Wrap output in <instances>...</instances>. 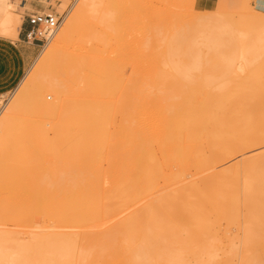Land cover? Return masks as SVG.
<instances>
[{"label": "rangeland", "instance_id": "1", "mask_svg": "<svg viewBox=\"0 0 264 264\" xmlns=\"http://www.w3.org/2000/svg\"><path fill=\"white\" fill-rule=\"evenodd\" d=\"M119 1L125 0H116ZM126 1L127 12L131 19V31L124 38V42L128 40L131 43L129 54L134 59L128 65L123 64L120 72L124 78L131 75L133 88L142 89L146 80L144 76L148 75L149 79L150 73L148 74L145 64L141 62L142 56L146 55L159 58V72L162 74V86L165 88L186 87L189 90L201 91L209 88L213 90L210 98L214 103L222 100L227 92L232 91L235 92V99L226 103L225 110L218 111V121L215 124L209 122L208 129L198 131L193 139L194 151L188 165L171 163L163 167L158 189L150 196H140L129 201L126 206L108 216L103 222L89 217L67 215L55 207H59L55 203H60L66 197V191L60 188L59 193L54 192L51 189L52 181L38 176L26 163V154L33 150L34 146L44 139L53 140L56 137L52 117L42 112L40 104L33 101L32 90H36L41 82L49 78L67 81L69 69L67 63L70 55L72 53L74 55L78 45L89 44L76 35L72 41L62 38L66 23L82 0H41L40 5L46 9V14L62 16L64 23L26 72L23 84L18 86L21 89L17 87L15 91L5 94L10 99L0 115V157L7 154L8 161L17 164L23 174L24 183L32 185L31 191L33 190L36 195L33 198L28 197L27 190L7 186L13 170L0 165V264H147L143 263L142 258L145 256L142 255V248L149 244L150 236L146 227L154 219L149 220L141 213L142 204L147 198L150 200L162 198L171 191L178 192L180 202L186 199L193 200L195 217L201 219L205 227H209L206 228L207 230L204 229L206 233L201 236V232L196 227V218L190 211L184 209H180L178 220L170 216L165 219L163 226L174 231L173 238L177 241L193 235L198 236L199 231L200 236L193 238L191 244L193 249L201 251L195 255L185 254V259L188 258L185 262L191 264L197 261L192 264H203L202 261L206 258L208 261L205 259L204 264L209 262V264L220 262V264H239L241 256V264H264V140H261L264 134V1H258L256 4L254 0H224L216 8L209 10L197 8L195 0ZM16 2L14 6L21 14V2L19 0ZM10 5L13 3L7 0L6 8L8 9ZM114 12L117 18L120 12L116 7ZM218 13L227 14L228 20L224 18L227 21L220 24L224 19L217 20ZM84 19L85 23L94 21L88 16ZM213 19L217 23L220 19L219 24L222 27L219 24L218 26L221 29L225 26L222 30L224 34L219 32L217 23L213 24ZM200 28L207 32L211 29V33L220 35L219 37L228 43L231 42L229 39L242 38L241 48L245 46L247 51L245 49L241 53L245 57L248 56L250 63L247 62V58L245 61L241 60L240 64H245L246 67L239 75L223 76L220 71L215 70L207 61V57L213 55L204 45L200 46L204 56L202 68L200 71L192 70L193 80L190 79L191 76H186L188 79L186 80L185 75L175 71L170 61L172 57L170 52L175 47L172 43L173 38L175 35L190 38ZM228 30L230 32L234 30L236 35L234 31L233 34H226ZM91 43L100 48V53L109 52V55L115 59L122 57L118 52V49L120 48L121 51L122 48L120 41H109L106 45L98 40H91ZM175 59L178 61L177 57ZM135 62L137 65L134 64ZM207 76H213L215 82L212 86H206L204 83ZM148 79L146 82L150 81ZM243 81H246L245 85L242 84ZM29 82L32 89L28 93L30 95L19 101V95ZM225 83L228 84L224 85ZM123 96L120 87L106 96V102L114 105L112 122L108 134L98 139L97 148L89 157L92 168L96 172L99 171L94 172L93 176L97 177L102 187H106L105 184L108 183L105 178L108 172L117 174L119 180L126 185L131 182L134 175L130 168L136 161L138 152L132 153V142L125 127L127 119L134 111L133 108L122 103ZM42 98L46 102H52L55 97L52 93H45ZM131 99L132 103L141 102L139 96ZM233 119H237L235 126L241 137H251L255 142L227 153L223 151L221 145L215 144L213 131L231 130L235 127L231 125ZM25 126H30L35 131L41 128L43 135L37 131L27 133L24 130ZM65 127L68 129L69 139L73 140L75 126L67 123ZM63 151L66 157L60 174L54 179L55 186L61 184L65 186L71 178L70 173L77 171L80 161L85 158L81 152L72 148L66 147ZM38 157L44 167L51 166L55 162L54 155L50 151H40ZM177 173L182 174L180 180L175 179ZM89 189L87 188L85 197L95 194V188L91 191ZM29 202H37V205L31 207ZM167 211L171 212L172 209L168 208ZM234 217L237 220H234ZM207 219H211L213 223H206ZM155 231L157 233L158 229ZM230 234L234 237L236 234L238 239L232 238L234 242L231 243ZM64 243H71L74 247V260L66 263L59 258L57 250L65 247ZM213 246L217 250L212 248ZM158 247H161V244H158ZM219 249L224 250L222 251L224 254L221 255ZM83 256L86 258L84 262L81 260ZM218 257H221L220 261ZM156 264L170 263L156 262Z\"/></svg>", "mask_w": 264, "mask_h": 264}, {"label": "bare ground", "instance_id": "2", "mask_svg": "<svg viewBox=\"0 0 264 264\" xmlns=\"http://www.w3.org/2000/svg\"><path fill=\"white\" fill-rule=\"evenodd\" d=\"M115 2L116 0H82L76 12L66 23L62 38L66 41H72L76 35L80 40L89 45H78V49L76 46L75 49L77 51L74 52V55L73 53L70 55V60L67 63V66H69L67 81H57L55 78H49L41 82L36 90L30 89L31 84L29 82L18 98L19 101L27 98L30 95L28 93L32 90L33 101H37L40 104L42 112L52 117L53 129L56 134L55 139H44L40 141L34 146L33 150L26 154V163L38 176L52 181L51 189L54 192L57 191L59 193L60 188L66 191V197L60 203H55L59 206L55 207L67 215L89 217L101 222L105 221L108 216L118 212L129 201L140 196L148 197L156 191L165 165L171 163L188 165L192 160L191 155L194 151L193 139L197 136L198 131L200 129H208L209 122L215 124L218 121V111L225 110L227 107L226 103L232 102L235 99V92L232 91L227 92L222 100L214 103L210 98L213 90L209 88L202 91L189 90L186 87L181 89H177L176 87L165 88L162 86V74L159 72V58L146 55L142 56L141 62L143 65L145 64L144 66L148 74L150 73L149 79L148 75L144 77L150 81L146 82L145 80L142 89L133 88L130 80L131 75L124 78L120 72L123 64L128 65L134 59L129 54L131 51V43L126 40L127 38L124 42V38L131 31V19L127 12V1ZM115 7L120 12L117 18L114 16ZM85 16L92 18L94 21L85 23ZM213 17L215 19V16ZM241 17L243 18V16ZM216 18L217 20L218 18H226L228 20V15L218 13ZM226 19L221 20V23L220 19L218 23H213H217V27L220 29L219 32L223 34L224 31L222 30L225 29V26L221 29L220 27L222 25L220 24L227 21ZM19 24L20 16L10 12L0 25V33L16 37ZM214 29H216V26ZM210 31L212 30L210 29ZM210 31H203L200 28L190 38L180 37V35H175L173 38L172 43L175 44V47L170 52L172 56L170 61L177 73L181 72L183 76L185 75V78L183 77L184 79L187 78L186 76H191L190 79L193 80L194 75L191 73L192 70H201L204 59L202 50L200 49L202 45L207 47L209 53L213 55L212 57H207V61L215 70L220 71L223 76H229L231 74L239 75L244 67H246L244 66L245 64H240L241 60L245 61L248 57H245L241 53L246 49L245 46L241 48V36H238L241 38L240 40L229 39L231 42L228 43L220 38V35L217 36L216 33H211ZM233 31L230 32L228 30L225 33L231 34ZM91 40L104 42V45L109 41H120L122 48L121 51L119 48L118 52L121 53L120 55L122 57L119 56L121 59L112 58L109 52L106 54L100 53V48L94 44L92 45ZM232 41L235 43H232ZM259 45L261 44L259 43ZM175 57L178 58V61ZM186 57H189L187 59L189 62L184 60ZM247 59V62L250 63L249 58ZM215 60L219 62L215 63ZM136 61L138 63V60ZM141 68L143 69L144 67ZM150 78L153 79L151 80ZM190 79L189 81L193 82ZM69 81L70 84H68ZM23 82L24 80L21 84ZM84 82L87 83L82 85ZM214 82L213 76H207L204 79L206 86H212ZM227 84L225 83L224 85ZM242 84L245 85L246 81H243ZM118 87L122 89V96L123 93L125 94L121 99L122 103L127 107L133 108L134 111L130 115V118L127 119L125 127L132 142V153L138 152V156L136 157V161L131 164L130 169L134 175L129 184L126 185L120 181L117 174L108 172L105 176L108 183L105 184L106 187H102L99 181H97V177L93 176L96 171L92 168L89 157L95 152L99 142L98 139L108 134L112 122L111 117L114 112V105L106 102V96L112 94ZM45 93H52L55 97L54 100L52 102L44 101L42 97ZM134 96H139L141 102L132 103L131 98ZM237 119H233L231 122L232 126H235ZM67 123L74 125L76 128L73 140H70L68 137L69 132L65 127ZM24 130L27 133H36V131L39 134L43 133V129L38 128L35 131L30 126H25ZM213 134L215 144L221 145L223 151L227 153H232L239 147L249 146L255 142L251 137H241V133H239L236 126L227 132L214 130ZM262 139L264 140V134ZM66 147L81 152L85 158L80 161L79 169L70 173L71 178L65 186L62 184L55 186L53 185V183L55 184L54 179L60 174V169L66 157L63 150ZM40 151L52 152L55 158L54 164L48 167L42 166L38 157ZM1 156L0 165L13 170L10 183L7 186L23 188L27 190L26 196L33 198L36 195L33 190L31 191L33 186L24 183L23 174L18 169L17 164L8 161L7 154ZM132 157L133 155H131ZM181 178L182 174L177 173L175 179L180 180ZM87 188H90L89 191L95 188V194L85 197ZM29 204L31 207H34L37 205V202H29ZM142 205L141 213L149 220L154 219L146 227L150 237L149 244L144 245L142 248V255L145 256L142 258L144 260L143 263L156 264V262H167L170 264H187L188 262H185V254L195 255L201 251L195 250V248L193 249L191 241L193 238L195 239V237L200 236L199 231L202 236L203 233H206V228L209 227H205L201 219L198 220L195 217L193 200L186 199L180 202L178 192L171 191L163 195L162 198L154 200L147 198ZM168 208H171L172 211L168 212ZM180 209L190 211L196 218V227L199 229L198 236L193 235L190 238L177 241L175 240L176 238H173L175 237L174 231L163 226L168 216L178 220L180 218ZM234 220H237V218L234 217ZM209 222L213 223L211 219H207L206 223ZM209 226L211 227V225ZM157 229L158 231L155 233ZM232 238L233 240H237L238 236L235 234L234 237L232 234L231 243L233 241ZM201 239L202 237L200 241ZM220 242L217 243L219 244ZM214 243L216 244V242ZM158 244H161V247H158ZM64 245L65 247L58 248L57 250L59 258L66 263L74 260V247L71 243H64ZM217 247L220 248L219 245ZM212 248L215 249L214 246ZM220 249L218 252H221V255L224 254V252L222 253L224 250L220 251ZM211 257L213 259V256ZM200 258L202 259L201 255ZM190 259L193 258L190 257ZM218 259L220 261L221 257H218ZM81 260L84 262L86 260L85 256ZM206 260L208 261V259ZM204 261H202L203 264ZM239 264H241V256Z\"/></svg>", "mask_w": 264, "mask_h": 264}, {"label": "crops", "instance_id": "3", "mask_svg": "<svg viewBox=\"0 0 264 264\" xmlns=\"http://www.w3.org/2000/svg\"><path fill=\"white\" fill-rule=\"evenodd\" d=\"M0 25L12 12L20 16V24L16 37L0 33V96L11 93L22 83L29 68L34 64L44 46L40 40L28 41L27 33L31 26L28 17L35 13H46V9L40 5L41 0H19L21 14L16 10V0L6 8L7 0H0ZM224 0H195V6L202 10L216 8ZM264 0H254V2Z\"/></svg>", "mask_w": 264, "mask_h": 264}, {"label": "built area", "instance_id": "4", "mask_svg": "<svg viewBox=\"0 0 264 264\" xmlns=\"http://www.w3.org/2000/svg\"><path fill=\"white\" fill-rule=\"evenodd\" d=\"M28 22L31 26L27 33L28 41L40 40L45 47L63 25L64 18L56 14L35 13L28 17ZM9 99V96H0V115L8 104Z\"/></svg>", "mask_w": 264, "mask_h": 264}]
</instances>
